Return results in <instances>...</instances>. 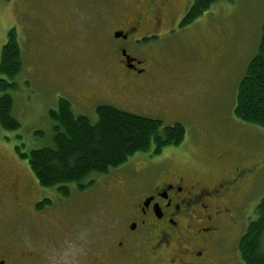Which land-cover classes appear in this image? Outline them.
<instances>
[{
    "label": "rangeland",
    "instance_id": "rangeland-1",
    "mask_svg": "<svg viewBox=\"0 0 264 264\" xmlns=\"http://www.w3.org/2000/svg\"><path fill=\"white\" fill-rule=\"evenodd\" d=\"M191 3L192 0H185L184 7H190ZM118 9V0L0 3V62L12 29L16 30L24 52L18 88L9 91L15 102L14 117L21 126L8 131L0 125V179L18 174L33 183L37 197L43 194L52 203H60L62 214L57 211L49 215L51 218L63 227L78 226V236L68 230L65 231L68 235L41 234L44 245L49 247L50 259L58 263L73 264L78 260L80 247L89 245L93 249L103 243L102 226L113 209V193L107 190L95 193L105 188L106 176L94 174L90 180L95 181V185L88 188V192L79 194V189L71 185V196L63 197L56 188L39 184L28 160L22 158L17 149L28 153L51 143L54 124L50 111L57 109L60 98L69 99L75 113L89 117L92 122L97 120L98 105L112 104L102 97H98L97 102L96 98L92 101L90 98L113 71L105 32L111 28ZM175 11H178L175 20L167 22L170 25L165 28L166 34L173 32L172 36L161 42L155 53L156 92L168 98H164L168 107L159 111L140 106H113L158 119L164 126L176 122L185 125V140L179 146L164 148L160 157L155 156L156 161L171 157L181 164L198 163L205 169L210 165L212 168L206 178L214 183L231 172L238 163L235 159L240 156L245 155L243 158L251 167L260 165L261 171L244 183L247 223L227 230L217 247V254L227 260L225 264H244L239 254V240L249 222L256 219V206L264 197V128L237 118L234 109L239 83L258 51L264 25V0H218L202 17L187 25H183L182 9L177 7ZM59 19L67 21L61 31L53 27V22ZM173 26L175 32L171 31ZM71 44L76 48L72 50ZM69 45L70 49L66 50ZM88 97L89 104L80 106ZM197 148L205 155L227 151L230 159L222 166L201 163L194 157ZM150 154L137 153L112 173L140 167L138 163L151 160ZM230 196H235L233 201L242 199L234 190L230 191ZM39 225L42 229L47 226L42 219ZM262 248L264 251V239Z\"/></svg>",
    "mask_w": 264,
    "mask_h": 264
},
{
    "label": "flooded vegetation",
    "instance_id": "flooded-vegetation-1",
    "mask_svg": "<svg viewBox=\"0 0 264 264\" xmlns=\"http://www.w3.org/2000/svg\"><path fill=\"white\" fill-rule=\"evenodd\" d=\"M184 3L185 0H118L119 9L105 32L113 71L90 101L96 98L97 102L102 97L112 106L159 111L168 107V98L156 92L155 53L159 44L172 36L173 32L166 34L165 28L175 20L176 8L182 9L183 19L188 13L190 7H184ZM66 23V19L55 20L53 27L61 31ZM176 27L171 31L175 32ZM69 49L70 45L66 50ZM88 99L84 98L80 106L89 104ZM149 152L151 160L138 163L140 167L112 173L122 165L103 175L106 186L95 193H113V209L102 226L103 243L93 249L89 245L80 247L73 264L227 263L217 254V247L227 230L247 223L244 183L261 171L260 165L251 167L243 158L246 156H240L231 172L214 183L206 178L210 165L205 169L198 163L181 164L171 157L156 161L155 156L160 157L163 151L158 155ZM194 157L201 163L221 166L230 159L227 151L205 155L201 148L196 149ZM231 190L237 197L241 194L242 199L233 201ZM36 192L37 187L18 174L0 179V264H63L50 259L41 234L68 235V230L79 235L76 224L63 227L49 216L57 211L62 214L60 203H52L43 194L37 197ZM40 219L47 225L44 229Z\"/></svg>",
    "mask_w": 264,
    "mask_h": 264
},
{
    "label": "trees",
    "instance_id": "trees-1",
    "mask_svg": "<svg viewBox=\"0 0 264 264\" xmlns=\"http://www.w3.org/2000/svg\"><path fill=\"white\" fill-rule=\"evenodd\" d=\"M9 1V0H0ZM218 0H192L183 25L202 17ZM234 2L235 0H228ZM24 52L15 29L3 47L0 62V125L8 131L21 124L14 117V98L9 91L18 88L23 71ZM234 113L237 118L264 128V25L256 55L241 79ZM97 120L76 114L69 99L60 98L53 120L51 143L28 153L18 152L44 188H56L63 197L71 195V185L79 190L95 185L92 175H105L128 162L137 153L150 150L160 154L168 146H179L187 134L184 124L164 126L162 121L140 116L118 107L102 104L96 108ZM256 219L251 220L238 244L244 264H264V197L256 206Z\"/></svg>",
    "mask_w": 264,
    "mask_h": 264
}]
</instances>
